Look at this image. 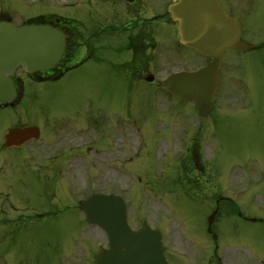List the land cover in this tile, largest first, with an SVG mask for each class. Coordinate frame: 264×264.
<instances>
[{"label":"rangeland","instance_id":"obj_1","mask_svg":"<svg viewBox=\"0 0 264 264\" xmlns=\"http://www.w3.org/2000/svg\"><path fill=\"white\" fill-rule=\"evenodd\" d=\"M36 1L32 0V9L58 10L62 2ZM66 2L59 13L69 18L78 19L86 8L83 0ZM220 4L240 22L245 42L264 41V0H220ZM153 29L158 49L151 66L161 71L155 73L157 80L167 69L192 70L203 60L177 44L171 24L158 23ZM97 53L110 57H95L56 83L27 82L20 104L0 109V141L6 129L18 122L41 126L46 139L50 116L77 123L84 115L99 125L96 132L92 123L84 122L85 136L96 139L84 151L91 156L99 153L94 161L87 160L94 162L95 171H87L82 158L83 168L76 173H48L47 180L46 172L36 169L41 162L37 153L32 158L31 145L1 150L0 179L12 182V188L0 192V264H92L95 251L107 239L99 228L85 222L75 206V197H85L92 188L122 194L134 229L146 221L155 228L176 230L185 217L198 231L209 211L210 195L217 194L235 198L243 209L264 217V47L224 52L216 109L201 117L193 104L164 94L156 82L135 81L127 89L120 79L103 74L113 66L119 72V65L130 59L124 37L107 42ZM114 129L116 136L126 132L123 138L129 149L119 146L120 138L113 140L117 144L111 148L108 134ZM183 136L190 151L179 150ZM41 150L42 156L46 148ZM108 154L116 171L109 168ZM68 176L72 183L66 184ZM238 226L240 239L232 245L243 246L239 249L243 254L264 259V224Z\"/></svg>","mask_w":264,"mask_h":264},{"label":"flooded vegetation","instance_id":"obj_2","mask_svg":"<svg viewBox=\"0 0 264 264\" xmlns=\"http://www.w3.org/2000/svg\"><path fill=\"white\" fill-rule=\"evenodd\" d=\"M61 1L63 3L57 5V10L45 7L32 9V0H0V21L15 25L50 24L60 29L67 38L66 52L56 67L63 71L59 77L52 78L54 71H48L47 75L41 72L26 75L22 72L25 78L38 84L56 83L66 77L72 69L95 57H110L97 52L107 42L118 37L126 39L127 49L131 52L130 59L119 65V72H115L116 66H113L111 71L103 74L120 79L126 84L127 89L130 88L133 78L145 80L149 76V62L155 59V52L158 49L153 25L173 23L166 12L168 0H83L86 8L82 10L77 21L59 13L61 7L68 5L66 0ZM14 80L16 86L22 88L20 77L16 76ZM49 118L52 120L47 123L48 136L36 146L38 150L30 148L32 158L36 153L37 158L42 156L45 158V165L41 163L36 169L45 171L47 180L48 173L57 175L64 172L76 173L82 167V158L92 159L99 154L96 152L91 156L90 152L84 153L96 142V139L85 136L87 132L84 131V122L87 120V123H92L95 131L98 132L97 122H91V118L84 115L77 118V123L68 122L67 117L50 116ZM29 125L38 126L42 137V129L39 125L18 123L12 127ZM108 135L110 142L113 143V140H116L115 129ZM37 141L38 139L32 140L31 146L33 147V143ZM42 147L46 148V151L41 156L38 154L42 153ZM58 160L62 162L60 165L54 162ZM87 164L88 169H95L94 162ZM9 188H12V182L9 183ZM0 189H5L1 181ZM50 199L54 200V197L51 195ZM216 202H218V218L213 221L210 230L203 221L197 231V226L192 225L189 220L181 221L178 231L160 229L168 264H264L263 256L243 254L239 251L243 246L232 245L240 239L238 223L264 224V217L245 213L246 210L240 208L237 201L232 198L214 199V204Z\"/></svg>","mask_w":264,"mask_h":264},{"label":"water","instance_id":"obj_3","mask_svg":"<svg viewBox=\"0 0 264 264\" xmlns=\"http://www.w3.org/2000/svg\"><path fill=\"white\" fill-rule=\"evenodd\" d=\"M174 1L169 13L178 22L180 42L209 55L212 61L199 72L176 74L161 86L182 100L196 102L198 112L209 113L221 54L227 48L242 51L248 47L239 40L240 25L225 16L218 0ZM65 45L64 34L52 26L14 27L0 23V102L13 104L16 99L17 90L10 77L18 66L24 65L27 72L52 69L64 53ZM31 135L37 136L36 129H12L6 136L7 145L16 143L17 139L27 140ZM80 206L87 221L100 226L109 239V249L100 250L94 264H166L159 235L146 224L137 232L131 231L119 196L95 195ZM121 248L124 250L120 251Z\"/></svg>","mask_w":264,"mask_h":264}]
</instances>
